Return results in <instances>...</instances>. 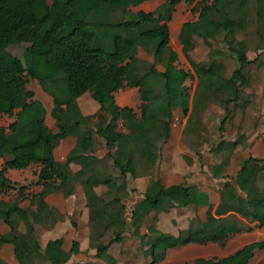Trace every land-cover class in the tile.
<instances>
[{
    "label": "trees",
    "instance_id": "obj_1",
    "mask_svg": "<svg viewBox=\"0 0 264 264\" xmlns=\"http://www.w3.org/2000/svg\"><path fill=\"white\" fill-rule=\"evenodd\" d=\"M145 1L148 0H0V114L13 118L7 126L0 125V159H4L0 169V195L16 188V183L6 176L7 170L40 165L35 184L41 189L30 198L35 210L21 207L18 200L0 199V218L14 232L11 239L0 236V245L11 243L15 259L23 257L27 242L37 251L40 249L33 221L37 214L51 223L59 220L56 208L45 201L46 196L66 192L79 182L88 209L103 213L102 219L95 223L101 225L99 230L95 229L96 239L91 240L96 257L111 261L107 249L122 239L127 227L126 204L121 196L107 198L110 191L103 196L95 193L94 187L100 184L111 186L109 178L104 177L102 163L112 159L123 177L115 191L125 189L126 176L136 175L135 162L148 158L141 148L147 135L136 121L152 120V107L170 111L174 105L170 83L185 76L184 69L176 65V51L169 47L168 22L178 4H191L194 0H164L150 12L129 9ZM113 6L119 8L118 15L113 12ZM251 13L257 21L259 40L264 44V0H205L197 19L181 28V41L186 45L187 54L195 46V37L201 38L208 47L205 61L189 60L197 83L186 131L190 125L200 123V113L211 102H218L223 109L218 125L220 133L225 131L234 114L229 104L241 109L247 106L249 99L242 91L248 85L247 68L253 60L247 54L250 47L237 37V32L247 29ZM77 14H83L82 18L73 19ZM219 36L224 48L212 44ZM21 43L28 44L22 62L26 77L15 73L1 53L9 45ZM137 44L152 55V62L137 58V52L134 53ZM227 57L235 61L230 74L225 63ZM128 60H135L134 68H127ZM156 64L163 68L158 69ZM28 78L36 80L52 98L50 116L56 122V131L47 127L45 107L28 89ZM124 87L137 88L141 100L139 116L133 108L116 104L114 92ZM91 89V97L100 104L94 123L92 116L80 112L76 101ZM183 98L186 112L187 98ZM119 120L128 132H121ZM169 120L170 114L162 139L169 134ZM95 132L104 138L108 149L103 158H98L91 149ZM69 135L76 137L75 146L64 161H57L54 148L60 139ZM239 143V138H221L210 148L213 156L220 157L210 165L211 177L225 178L220 188V204L215 215L208 212L204 222L195 226L191 223L177 235L153 228L141 235L139 226L152 210L209 205L208 194L192 185L164 187L160 178L153 176L143 198L134 203L130 220L134 235L145 238L149 252L156 257L148 264H154L168 248L208 242L223 247L230 236L249 231L250 227L232 214L217 217L230 211L264 225V156L249 155L240 161L235 176L224 174ZM72 163L78 164L79 170L73 171ZM18 190L23 192L25 186ZM13 219L23 222L26 231L18 233ZM107 231L112 236L104 243L101 238ZM262 248L264 239L246 244L224 258H199L191 264H249L255 251ZM0 264L5 263L0 260Z\"/></svg>",
    "mask_w": 264,
    "mask_h": 264
},
{
    "label": "crops",
    "instance_id": "obj_2",
    "mask_svg": "<svg viewBox=\"0 0 264 264\" xmlns=\"http://www.w3.org/2000/svg\"><path fill=\"white\" fill-rule=\"evenodd\" d=\"M153 1L154 0H148L136 6H130L129 9L131 11H139V10L145 11V9H150V11H153L155 8L159 6L158 5L152 8L153 6L151 5L153 4ZM89 92L91 97V93L93 92V89L89 90ZM116 92L117 90L114 92V96L116 95ZM90 99H91L90 102L86 103L88 107L81 106L80 103L78 102V97L76 101L80 109V112L83 115L92 114L95 115V119H97L96 115L99 111L100 104L92 97ZM120 100L115 101L118 106L120 107L128 106L127 104L123 103L122 100H124V98H122L121 101ZM139 101H140L139 102L140 105L141 103L140 98ZM133 110L137 113V116H139L140 112H138L135 109ZM151 112L153 114V119H154L155 113H153L152 110ZM47 118L48 117L46 114L45 122L47 127L52 131H56L57 127L55 120L51 116L49 117V120ZM262 121L264 122V116ZM53 122L55 129L52 128ZM187 122H188V118L185 123V126H182L180 131H172V127H170V131L166 139H162V137L165 134V131H157V133L154 134L152 131L144 130L147 136L142 142L141 148L144 150V152L148 154V158L145 159V161L140 159L137 160V162H135L136 175L134 177L130 175L126 176L125 189H119L120 191H115V188L121 186L123 177L119 169L113 165L112 159L105 160L104 161L105 163L104 162L102 163V166H104V170H103L104 177L109 178L111 186L100 184L94 187L95 193H97L100 196H103L106 193H109L110 191L111 194L107 195L106 196L107 198H110L114 195L121 196L122 197L121 200L126 204L127 227L122 233V239L118 242L111 243L107 249V254L111 259L110 262H107L106 260L96 257V248L93 246L92 244L93 242H91V240L94 239L95 241L96 239L95 229L97 228V230H99V226H101L100 224L95 225V223L102 219L103 213L100 210L88 209L86 205V197L83 190V186L79 182H75L74 185L70 187L68 191L50 193L45 198V201L50 207H54L56 208L57 211L61 212V226H58L59 220L56 221L55 223H52L53 226L51 225L52 226L51 229L53 230L55 228L56 230L55 236L49 235L50 234L49 232H44L43 242H40L41 240L38 239L43 249L42 251L43 255H40L39 253L36 252V256H38V259L40 258L39 259L40 263L41 264H76V263L83 264L86 262H89L91 264L150 263L153 260V258L156 257L152 256L151 253L149 252L148 249L149 245L144 241L145 238L141 239L140 237L134 235L133 227L130 225V220H131V210L134 203H136L138 200L143 198V193L147 185L152 180L153 176L155 177L158 176L164 187H168L174 184H184L187 186L189 185L195 186L198 189L207 192L209 197V205H202L198 207H195L194 205H188L184 207L174 206L171 208L163 207L156 211L152 210L143 218L142 223L139 226V233L141 235L149 233L150 228H153L163 233L177 235L180 232L187 230L191 225V223L195 226L204 222L208 212L215 215V210L221 201L220 198L221 184L225 180V178L211 177L209 170L206 173V175L208 174L209 179L208 180H206L205 178L202 179V175L199 174V171L195 166V162L187 161L188 156L186 154L187 153L186 151L192 152L194 146L195 147L197 146L195 142H193L190 139V137H188L191 131H186L187 129H185ZM118 128L121 130V132H125V133L128 132L122 126L121 120L118 121ZM234 135L235 136L232 137L231 136L225 137L228 140H234L236 138L240 139V143L235 148L234 152L236 150L249 147L248 155L246 157H248L249 155L260 157L258 154V146H256L254 142L256 137H252L251 135H246L245 137L240 138L236 136L237 131L234 132ZM93 137H94L93 147L91 149L98 158H103V156L108 150L105 145V140L101 135H99L96 132L93 134ZM75 143H76V137L72 135L60 139L57 142L56 147L54 148L55 159L60 162L64 161L66 159L67 154L74 148ZM60 145H61V159H57L55 156V149L58 148ZM151 152H156V156L158 155L159 156L156 158L154 157L155 153L150 154ZM161 152L172 153L170 155L171 159L160 160L159 157ZM190 158L193 159L192 157ZM239 165H240V161L236 163L234 159L230 157V164L225 168L224 174L229 176H235L240 167ZM79 168L80 166L78 164H74V163L71 164V169L73 171H77L79 170ZM19 170H23V169H19ZM231 171H233V173H231ZM203 176H205L204 173ZM185 182H187V184ZM57 193H61V208L52 205L48 201V197L51 194H57ZM132 199H134L135 201L134 200L132 201ZM24 208H30L32 210H35L36 206L30 204V207H24ZM230 214L234 215L240 222L250 227L249 231L237 233L238 235L247 234L248 232L252 231L255 226H257L258 228H262L264 226V225L259 226L256 221L251 222L233 211H230L224 215H219L217 217H225ZM41 216L42 217H40V219L44 220V216L43 215ZM7 227L9 228V226ZM111 236L112 234L109 231H107L105 238L104 236L101 238L103 240L102 242L105 243L106 240ZM56 238H59L61 240V245H59L60 241H56ZM249 243L251 242L245 243L244 245ZM27 244L28 242L24 246V255ZM244 245L238 246L233 250H229V252H227V250L230 249L231 246L230 244H228V242H226V244L223 247L219 246L217 243L214 242H208L205 244L189 243L186 245H179L172 248H168L165 251L164 256L158 257V260L154 264H191L195 259H199V258H206V259L224 258ZM0 246H1V250L4 253H6V251H9V253L5 256L0 253L1 255L0 260L5 264H8L7 261L9 259L15 258L13 254V245L11 243H4ZM24 255L22 258H20V260H22L23 264H28V261ZM31 258H34L33 264H36L37 261L35 260L37 259H35V253L32 255Z\"/></svg>",
    "mask_w": 264,
    "mask_h": 264
},
{
    "label": "rangeland",
    "instance_id": "obj_3",
    "mask_svg": "<svg viewBox=\"0 0 264 264\" xmlns=\"http://www.w3.org/2000/svg\"><path fill=\"white\" fill-rule=\"evenodd\" d=\"M49 2L51 0H48ZM205 0H194L191 4L180 3L176 10L172 14L171 20L168 22L169 25V36L170 42L169 47L172 48L177 53L176 65L180 68H183L185 71V76L183 78H178L173 80L170 83L171 92L174 96V105L172 106L170 111L159 110L155 107H152L151 110L154 115V119L152 120H141L138 119L137 125L145 130L152 131L154 134L157 131H165V122L170 114L169 125L172 127V131H180L182 126H185V123L188 118V114H190L192 107V97L194 95L195 87H196V75L192 70L190 59L194 61H205L207 59L208 47L203 42V40L199 37H195V46L194 48L187 54L186 45L181 41V28L184 24L188 22H192L197 19L200 11V7ZM163 0H154L152 8L160 5ZM113 12L115 15L119 14V8L117 6H113ZM254 6L252 5V8ZM151 8V9H152ZM145 11H149L150 9H145ZM83 14L74 15L72 18H82ZM257 21L254 18V15H250L248 27L245 31H238L237 37L239 39H243L247 45L250 47L248 50V57L252 59L253 62L248 66V85L243 88V96L248 98V104L244 109L233 106V104H229V107L233 110L234 114L226 124L225 131L220 133L218 131V125L220 119L223 115V109L220 104L216 101L211 102L206 106L202 112L200 113V123H194L190 125L189 131L191 133L188 135L190 139L196 142V147L194 146L192 152L186 151L187 161L195 162V166L197 167L199 174L202 175V179H209L208 174L209 166L211 163H215L219 160L218 156H213L210 148L215 146L218 141L222 138L227 140L225 137L235 136L234 132L237 131V137L243 138L246 135H251L252 137H256L254 142L255 145L258 146V154L260 157L264 156V122L263 113H264V44L261 43L259 37L257 35ZM221 36H219L216 40L212 41L213 46L218 48H224V46L220 42ZM27 43H21L17 45H9L5 49L1 50L3 56L10 63L13 71L21 76L26 77L25 72L22 70V62H23V52ZM185 49V51H184ZM137 52V58L145 61L152 62L153 58L151 54H148L143 48L137 44L134 47V53ZM20 62V64H18ZM225 63L227 64L228 70L227 74L235 67V61L231 57H227L225 59ZM135 60H128L126 65L127 68L132 69L135 67ZM158 69H162L163 66L161 64H156ZM28 89H31L34 92V98L38 99L45 107V111L47 114V119L50 117V109L52 107V98L44 92L39 83L31 78H28ZM187 100V108L186 112L182 111L184 106V98ZM90 92H85L80 97H78V102L83 107H88L86 103L90 102ZM124 98V100H122ZM116 101L122 100L123 103L132 107L133 109L139 111V96L136 88L132 87H124L121 90H117L115 95ZM120 100V101H121ZM93 117V122L96 120L95 115H87ZM13 120L12 117L7 115L0 114V125L7 126L9 122ZM52 128L55 129L54 122L52 123ZM248 148L245 147L240 150H236L232 153L231 157L234 159L236 163L241 161L242 158L248 155ZM156 152H151L150 154ZM172 153H160V160L171 159ZM55 156L57 159H61V145L55 149ZM184 156V155H183ZM192 157L193 159H191ZM4 159H0V169L3 165ZM40 165L33 164L30 167H27L23 170L18 169H9L5 172L6 176L12 181L16 183V188L10 191H6L0 195L2 200H6L9 202L19 201L22 207H30V195L35 193L40 189L41 186L36 185L35 181L37 179L36 173L39 171ZM17 170V171H16ZM203 173L205 176H203ZM233 173V171H231ZM187 184V182H185ZM25 186V190L22 192L18 190V187ZM24 197V198H21ZM134 199H132L133 201ZM48 201L59 208H61V193L51 194L48 197ZM135 201V200H134ZM33 208V207H32ZM129 213V211H128ZM42 214H37L36 217L33 218L36 228V235L40 242H43L44 232H49V235L56 234L55 228L52 230L53 226L50 220H41L40 217ZM57 217L59 219L58 226H61V212L57 211ZM13 222L16 224L17 232L23 233L26 231V226L23 222H18L13 219ZM52 225V226H51ZM254 225V224H253ZM264 227V226H263ZM258 228L255 226L252 231L247 234L242 235H232L228 238L227 242L230 244V249L233 250L238 246L244 245L245 243L252 241H260L264 239V228ZM14 235V232L11 231L7 225L0 218V236H3L7 239H11ZM105 238V236H104ZM56 241H60L59 245H61V240L56 238ZM146 242V239L144 240ZM53 243V242H52ZM43 251L40 243V249L37 251L33 244L28 242L25 249V257L28 261V264H33L34 258H31L35 253V261L36 264L40 263V258L36 256L37 253H42ZM0 253L2 255H7L9 251L4 253L1 250ZM1 256V255H0ZM8 264H23L20 259H9ZM250 264H264V248L258 249L254 253V257L251 259Z\"/></svg>",
    "mask_w": 264,
    "mask_h": 264
}]
</instances>
